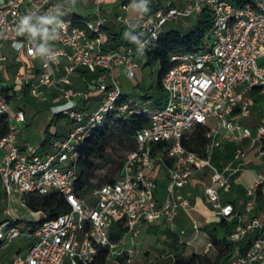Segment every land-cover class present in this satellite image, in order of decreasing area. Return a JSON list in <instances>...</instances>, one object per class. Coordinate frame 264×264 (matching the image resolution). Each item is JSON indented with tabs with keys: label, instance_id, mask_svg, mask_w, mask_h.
<instances>
[{
	"label": "built area",
	"instance_id": "2783aa9c",
	"mask_svg": "<svg viewBox=\"0 0 264 264\" xmlns=\"http://www.w3.org/2000/svg\"><path fill=\"white\" fill-rule=\"evenodd\" d=\"M200 3L211 18L202 48L170 53L169 67L161 78L165 104L148 110L140 101L133 106L123 97L115 69L133 77L138 67L135 55L145 62L141 52L157 39L163 24L176 16H188L192 7L168 5L140 15L129 25L137 35L135 42L113 47L99 8L75 23L73 17H58L56 0H0V42L7 43L19 59L11 82L4 83L0 76V115L8 119V129L0 137V184L6 194L0 248L23 232L33 239L0 264H93L104 247L107 259L123 257L130 262L134 248L117 251L127 233L161 218L171 222L179 207L189 208L190 198L184 190L193 176L206 170L208 181L201 190L205 202L214 213L233 222L226 239L237 244L224 264H264V216L253 213L258 196L264 198V170L256 173L242 212L236 213L234 205L220 195V190L229 189V178L211 161L213 150L223 140L237 146L225 171L242 169L238 162L247 159L244 139L264 154V124L253 132L244 123L250 114L252 91L264 93V0H200L193 7L199 8ZM26 14L32 25L54 18L48 29L49 45L31 33L18 34L20 19ZM7 60L0 46V70ZM79 68L95 75L90 85L100 94V101L93 109L83 103L85 92L72 82ZM26 94L38 101L56 102L51 120L64 115L68 119L65 132L53 130L46 145L18 144L20 125L26 122L19 102ZM136 111L146 113L149 120L136 130L135 148L126 155L119 175L98 184L91 193L93 201L79 198L74 191L78 145L106 118L126 119ZM197 126L204 128L207 139L203 155L182 144L183 136ZM160 169L167 177L161 201L156 197L155 176ZM51 191L62 195L67 204L66 211L54 218L47 219L45 212L25 204L24 194ZM14 193L18 208L30 218L22 219L24 214L18 215L10 206ZM114 224L126 229L117 240L110 236Z\"/></svg>",
	"mask_w": 264,
	"mask_h": 264
},
{
	"label": "crops",
	"instance_id": "0c3cea01",
	"mask_svg": "<svg viewBox=\"0 0 264 264\" xmlns=\"http://www.w3.org/2000/svg\"><path fill=\"white\" fill-rule=\"evenodd\" d=\"M198 1L200 0H148L146 6L151 12L155 9L164 8L168 5L181 9L192 7L193 9L188 16H182L183 18L180 20L181 22L179 23L178 28H172L178 30L180 33H186L195 26L200 14V10L203 7V3H200L199 8L193 7ZM141 2L142 0H56L59 12L58 17L74 18V16H77L80 17V19H83L91 15L96 8H99L102 16L105 19L104 29L106 35L113 47L116 44H119L121 40H125L126 38H128L131 33L136 34L134 30L129 29V25L135 24L140 15H146L139 8ZM122 5L126 6V8H123ZM119 17H125L127 20L125 22H121ZM47 20H50L52 22L54 18H49ZM50 24L51 23H43V21H39L36 24L40 32H43V34L45 35L44 42H40L43 45L50 44L48 33ZM162 31L165 30L162 29ZM0 46L4 54L8 57V60L3 63L0 70L1 80L4 83L11 82L12 74L17 69H19V59L17 54L9 47L7 43L3 45L2 42H0ZM134 59L138 63V67L135 69L133 77L138 76V83L141 79L142 72V69H140V64L144 61L142 60L140 55H135ZM262 62H264V60H262ZM115 74L118 81L120 80L119 86L123 97L126 100L132 101L133 106L136 105V101H140L141 105L147 108L145 100L150 96V94L130 97L126 91L122 90V82L120 78L124 77L129 80L133 77H127L124 71L119 68L115 69ZM94 77V74L85 71L83 68H79L72 75V82L74 86L77 89L85 92L86 98L85 101L83 100V103H85V105L90 109L95 108L100 101V94L95 90H92V86L90 85ZM251 96L252 103L250 114L246 119H244V123L249 126L254 132V129L258 124H264V93H260L258 90H254L252 91ZM49 102L51 104V107L56 104L53 99H50ZM154 103L153 104L156 106L155 108H158V103L156 101H154ZM24 124L25 126L28 124L27 120ZM24 124L20 125V127ZM54 130H56L57 134H62L65 132L64 126L62 133L58 132L56 128ZM52 133L53 130L51 134ZM53 136L51 137V139L53 138ZM249 142L250 139H244L242 142V146L246 148L247 159L238 162L242 169L236 172L225 171L226 165H228V163L232 161L233 154L237 148L235 143L223 140L221 146L217 149H214L211 154V161L213 158L215 161L213 162L214 165L220 171H224V173L229 178V189L227 191H229L231 187L234 189V195L230 199H223L221 195V192L223 190H220L221 199L223 201H233L236 213L242 212L243 202L247 198V190L252 185L256 173L264 170V154L258 153L256 145L253 147H249ZM18 144L21 147L26 144L31 145L27 141V138H25L24 140L19 139ZM41 144L42 142L39 145ZM238 163L236 162L233 165L235 166ZM207 171L208 170L193 176L190 184L184 190L185 194L190 198L191 206L189 208L179 207L177 212L173 215L171 222L165 220L164 218H161L150 224L138 225L134 231L127 233L126 241L120 243V245L117 247V251H125L130 247L134 248L136 252L132 257L133 261H142L144 253L150 251L151 254L149 255V261L166 262L168 258V262L170 261L168 264H172L174 254H176L177 251L181 253V247L183 244H185L183 245L185 247V250L193 251L189 254L184 251L183 253H181L182 255L185 254V256H188L192 253H199L206 254L209 257L213 258L216 255V252H213L212 256L209 254V251H215L216 249L211 244L209 234L204 231L202 227L207 223L217 222L220 215L214 213L211 210L209 204L205 202L204 197L201 193L203 185L208 181ZM164 175L165 173L163 172V170L161 171V169L156 170L155 172V176L158 179L156 197L159 201L162 200L165 194L167 177H165ZM253 213L264 216V198H261L257 202ZM225 221L226 223L224 224V226L220 227V230L223 233V237H226V234L233 224V222H230L228 220ZM218 228L219 226L216 225V234L218 232ZM236 244L237 243H235V246ZM153 249H156L157 251H153ZM174 249H177L175 253L172 252Z\"/></svg>",
	"mask_w": 264,
	"mask_h": 264
},
{
	"label": "trees",
	"instance_id": "16d2710c",
	"mask_svg": "<svg viewBox=\"0 0 264 264\" xmlns=\"http://www.w3.org/2000/svg\"><path fill=\"white\" fill-rule=\"evenodd\" d=\"M244 0H237L242 2ZM145 14L151 11L144 12ZM80 17L74 16V22L78 23ZM211 18L209 10L202 7L195 26L186 33H180L176 29H168L161 31L157 39L151 46L145 48L141 55L145 58V63L153 60L159 63V71L156 77V85L163 88L161 78L163 72L169 67V55L176 50L200 49L202 48V40L204 33L210 27ZM137 39V35L131 33L128 38L121 40L115 46L132 45ZM114 46V47H115ZM59 116L55 117L58 118ZM54 118V119H55ZM52 119L51 121H53ZM149 117L146 113L139 111L129 115L126 119L106 118L102 124L91 129L89 134L78 145V177L74 183V191L76 195L83 199L89 200L90 197L86 191L88 182V174L95 168L97 161H105L113 153L118 151H132L135 148L134 134L137 129L148 123ZM8 129V119L6 115H0V137L6 133ZM54 134L47 130L44 132L42 145L48 142ZM207 139L205 138V130L202 126H197L185 134L182 138V144L191 151L204 154ZM156 144L154 147L158 146ZM126 157V156H125ZM125 159V158H124ZM124 162V161H123ZM122 162V164H123ZM121 164V167H122ZM121 170V168H120ZM120 173V171H119ZM118 173V175H119ZM113 179H109L111 181ZM102 182H99L100 184ZM84 194V195H82ZM25 204L32 210H41L45 212L46 218H54L58 214L66 211L67 204L62 195L56 191H51L45 195H34L31 193L24 194ZM261 199L258 196V201ZM233 204V201H230ZM223 217H219L217 222L207 223L202 227L210 236L211 244L216 249V255L211 258L206 254L192 253L188 256L178 254L174 256L172 264H224L234 250L235 243L228 241L226 237H218L215 233V227L224 226L226 223ZM126 229L118 224L111 227L110 236L117 240ZM241 249V244H239ZM107 248L99 249L93 264H106ZM122 259L123 257H118Z\"/></svg>",
	"mask_w": 264,
	"mask_h": 264
},
{
	"label": "rangeland",
	"instance_id": "374dc122",
	"mask_svg": "<svg viewBox=\"0 0 264 264\" xmlns=\"http://www.w3.org/2000/svg\"><path fill=\"white\" fill-rule=\"evenodd\" d=\"M247 1L254 3L257 0H247ZM182 18H183L182 16H176L175 18L166 21V23L163 24L162 29L166 30V29L178 28V25L181 22L180 20ZM193 22H194V13H193ZM33 26H35L38 31L36 35H32V34L31 35L38 42L43 43L45 40V35L43 34V32H40L39 28L36 25ZM2 44L4 45L5 43L2 42ZM140 67H141L140 69H142V72H141V79L138 83H137V79H139L138 76L133 77L129 80H127L124 77L120 78L122 82V90L126 91L130 97L132 96L137 97L143 94H150V96L147 97L145 100L148 110H151L156 107L154 105L155 104L154 101L158 103L157 107H162L165 104L166 91L164 88L160 89L156 85V75L159 71V63L155 60L148 63L142 62L140 64ZM19 103L21 104V107L26 115V120L28 124L26 126L24 124L19 128L18 140L19 139L24 140L25 138H27V141L32 146H38L42 142L45 130L48 129V131L51 133L52 130L56 128L58 132L62 133L64 124L68 122V119L65 115L55 118L53 121H51L53 114L51 111V104L49 101H36L31 95L26 94L22 98V100H20ZM47 143L48 142H45V145ZM217 148L219 147H216L215 149ZM128 153H129L128 151L120 150L117 153L111 154L107 160L96 162L97 164L95 168L88 174V182L86 186V191L88 192L90 201H93V197L91 194L92 190L98 185L99 182L108 181L109 179H115L118 176V173L121 168V164ZM213 162L215 161L212 158V163ZM5 195L6 194L4 192V189L0 184V221L5 218L3 215V209L6 206ZM221 195L223 199H230L234 195V189L231 187L229 191H222ZM19 205L20 204L18 201V195L14 193L11 196L10 206L15 208L18 215L24 214L22 219L30 218L27 212H24L21 208L18 209ZM25 225L28 226V224ZM23 233L13 238L9 243H7L5 247L0 248V261L10 259L14 252H16L19 249H23L27 247L32 242L33 239L26 237ZM217 235L220 238L223 237V233L221 232L220 227L218 228ZM183 245L181 247V253L185 251L187 254H189L190 252L193 251V250L190 251L185 250L184 249L185 247ZM176 250L177 249H174L172 252L175 253ZM153 251H157V250L153 249ZM213 252L215 253L216 250L209 251V254L212 255ZM181 253L177 251V253L174 254V256ZM150 254H151L150 251L145 252L142 261L131 260L130 262H126L124 258L122 259L118 258L116 261L107 259L106 264H168L170 262V261L168 262V258L166 262L149 261Z\"/></svg>",
	"mask_w": 264,
	"mask_h": 264
},
{
	"label": "clouds",
	"instance_id": "9594fccd",
	"mask_svg": "<svg viewBox=\"0 0 264 264\" xmlns=\"http://www.w3.org/2000/svg\"><path fill=\"white\" fill-rule=\"evenodd\" d=\"M147 2L148 0H142L141 4L139 5V8L141 11L143 12H148L149 9L147 8ZM31 16L29 15H24L21 19H20V27L18 29V34H22L23 32H28L31 33L32 35H36L37 34V28L35 26H33L31 23ZM43 23H51L50 20H44ZM45 51V49L41 48L40 52L43 53Z\"/></svg>",
	"mask_w": 264,
	"mask_h": 264
}]
</instances>
